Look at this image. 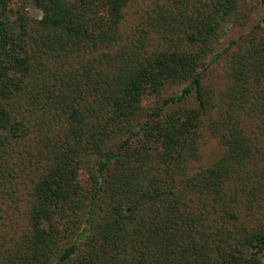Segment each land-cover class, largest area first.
<instances>
[{
  "label": "trees",
  "instance_id": "16d2710c",
  "mask_svg": "<svg viewBox=\"0 0 264 264\" xmlns=\"http://www.w3.org/2000/svg\"><path fill=\"white\" fill-rule=\"evenodd\" d=\"M241 6L0 0V264H264V16L228 39ZM205 130L223 154L191 172Z\"/></svg>",
  "mask_w": 264,
  "mask_h": 264
},
{
  "label": "rangeland",
  "instance_id": "374dc122",
  "mask_svg": "<svg viewBox=\"0 0 264 264\" xmlns=\"http://www.w3.org/2000/svg\"><path fill=\"white\" fill-rule=\"evenodd\" d=\"M251 0H242L240 24L230 25L228 24V39H235L245 33L249 27L255 23L259 17L264 16V10L257 8L252 10ZM29 13L34 18H40L41 13L35 8H30ZM243 25V26H242ZM221 50V49H220ZM208 84L219 90L226 89L229 83V73L224 67V62H216L210 68L207 73ZM223 154V148L219 141L211 135L209 131H204L201 141V159L198 162L190 165V171L196 172L203 170L217 161Z\"/></svg>",
  "mask_w": 264,
  "mask_h": 264
}]
</instances>
